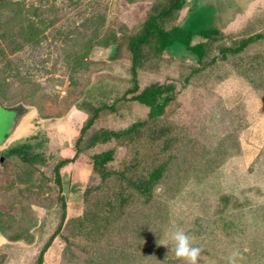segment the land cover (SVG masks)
I'll return each instance as SVG.
<instances>
[{"label":"rangeland","instance_id":"1","mask_svg":"<svg viewBox=\"0 0 264 264\" xmlns=\"http://www.w3.org/2000/svg\"><path fill=\"white\" fill-rule=\"evenodd\" d=\"M8 1L0 3L1 264L35 263L60 220L61 197L66 217L42 264H188L171 250L169 235L177 228L201 249L197 264H227L234 251L239 264H264V37L239 53H220L221 46L264 33V0H185L164 26L215 28L213 40L196 35L191 42H205L203 59L180 43L150 52L137 68L138 90L99 113L82 134L75 161L60 168V184L54 166L75 154L88 108L111 103L132 86L127 37L161 0ZM109 34L123 38L115 57L112 45H95ZM87 48V64L75 67ZM155 86L168 87L170 98L153 120L150 105L130 96ZM139 121L145 124L129 135ZM157 126L179 148L169 151L178 183L166 193L162 186L154 190L161 211L135 213L125 229H112L107 245L95 231L82 236L79 219L87 209L105 211L128 162L144 163L159 149L148 145ZM106 154L110 161L94 163ZM25 229L29 241L7 237ZM134 249L141 254L135 259Z\"/></svg>","mask_w":264,"mask_h":264},{"label":"trees","instance_id":"2","mask_svg":"<svg viewBox=\"0 0 264 264\" xmlns=\"http://www.w3.org/2000/svg\"><path fill=\"white\" fill-rule=\"evenodd\" d=\"M184 1L185 0H161V2L156 3L152 8L153 11H151L149 16L144 19L142 25L139 27V30L127 37V48L131 55L130 72L132 86L130 88H127L122 93V95L116 96L111 103H106L104 100H101L97 106L88 108L87 112L89 111L90 115L87 117L84 124L80 128V135L75 141V145L77 146L75 154L69 158H63L59 160L54 166V179L58 184H60L61 182L59 173L60 168L69 162L75 161L79 151H81L78 146L82 140V134L92 126L94 121L99 116V113L103 110H114L119 101H121L122 99H126V95H128L129 93H135L138 90L137 68L144 63V61L148 58L150 52L154 54L155 50L163 51L164 49L171 47L175 43H180L187 50L192 52L194 56L200 61L203 59L205 55V42L196 43L193 45L191 44V42L193 40V37L196 35H201L204 38H207V40H213L212 36L215 32H217L215 28L209 26L193 28L190 27V25H171L167 28H165L164 26V22H166L169 18H173L176 12H178L183 7ZM7 2L9 1L0 0L1 4H5ZM16 3V13H18V7H20L19 4L21 3ZM263 37L264 33L243 37L239 39L234 46H221L220 53H239L249 43ZM122 39L123 38L121 37H116L115 34H109L108 36L98 39L95 42V45L104 47L112 45L113 48L111 49V54L113 57H115L116 54L120 51L123 44ZM147 47H150V49L146 50ZM87 50L88 48L86 49V51L82 52V54H78L74 58L75 67H83L87 64V60H84V58L82 59L84 55L83 53H86ZM167 89L169 88H161L158 86L150 87L146 91L138 94H133L132 96H130V98L149 104L150 110L148 113V117L154 120L158 116V114L161 113V110L165 106V104L169 101L170 96L164 94V91H166ZM79 106V109L81 110L86 109L82 105ZM144 124L145 122L143 121L135 122L134 124H132L129 129V135L131 134V132L135 130L137 131L139 126H143ZM166 130L168 129L161 126L151 128L149 137L152 142L147 144H154L155 148L159 149L157 151L154 150L151 156L148 157V160L144 161V163H142V160L137 157H134L128 162L124 169H122V173H120V178L118 181L120 183V186L116 191L115 196L107 198L104 203L105 211L100 212L99 214L94 210H86L85 214L79 219V224L77 225L79 231H82V236H87L95 231L100 234L99 237L101 236V239H103L105 245H107L108 239H113V234H111L112 229H125L127 227V224L130 223V218L135 213L138 212V217H140L139 214L141 213H145V217H150L155 215V212H153V210H157V214L159 211H161V202L159 200L157 201L154 197L155 187L162 186L164 190L163 192L166 193L169 192V189L174 184V182L178 183V181L175 180L178 172L177 170H175V172H172L173 168L170 167L171 165H175V167H178V164H176L175 162L176 158L172 157L169 154V151H172L174 147L179 151V148L175 143L176 138L171 136L170 134L167 135V133L169 132H167ZM160 137H162V140L160 139ZM157 139L161 140L158 145H156L155 143V140ZM163 152L166 153L165 159L163 161H158L160 154H162ZM93 159L95 164L102 165L105 164L106 161H110L112 158L111 154H106L105 157H103V155H95ZM60 200L62 213L60 215L58 225L41 247L34 264L43 263L45 252L47 251L48 247H50L53 239L59 234L60 229L63 225L66 217L64 197H61ZM95 217L98 218V223L100 222L98 225H95L92 221V219ZM87 222H90L92 224L91 229L88 228ZM1 223L2 222L0 220V231L2 233H5V229L3 227V224ZM221 225L226 230L230 228V222H227L225 220L221 222ZM7 237L12 240L24 238L25 240L29 241L31 239V234L28 233V229H25L13 235H8ZM134 250L135 252L133 254V259L141 255L139 251H137L136 249ZM101 255L102 257H104L105 253L102 252ZM162 257L169 261H172L173 259L171 256L166 255ZM88 262L89 264L92 263L90 260H88ZM1 263L2 259L0 258V264Z\"/></svg>","mask_w":264,"mask_h":264},{"label":"clouds","instance_id":"3","mask_svg":"<svg viewBox=\"0 0 264 264\" xmlns=\"http://www.w3.org/2000/svg\"><path fill=\"white\" fill-rule=\"evenodd\" d=\"M169 240L172 242L171 250L176 258L183 259L188 264H197L201 249L194 246L192 238L186 231L180 228L173 230L169 235ZM239 256L238 251L232 252L227 257V264H239Z\"/></svg>","mask_w":264,"mask_h":264},{"label":"water","instance_id":"4","mask_svg":"<svg viewBox=\"0 0 264 264\" xmlns=\"http://www.w3.org/2000/svg\"><path fill=\"white\" fill-rule=\"evenodd\" d=\"M24 110H25V107H24ZM22 112H23V111L20 110V112H19L20 114H18L14 119L16 120L18 117H20Z\"/></svg>","mask_w":264,"mask_h":264},{"label":"flooded vegetation","instance_id":"5","mask_svg":"<svg viewBox=\"0 0 264 264\" xmlns=\"http://www.w3.org/2000/svg\"><path fill=\"white\" fill-rule=\"evenodd\" d=\"M20 111V110H19Z\"/></svg>","mask_w":264,"mask_h":264}]
</instances>
